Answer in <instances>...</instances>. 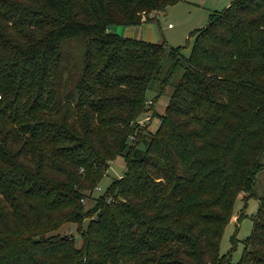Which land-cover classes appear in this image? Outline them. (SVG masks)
<instances>
[{
    "label": "trees",
    "instance_id": "obj_1",
    "mask_svg": "<svg viewBox=\"0 0 264 264\" xmlns=\"http://www.w3.org/2000/svg\"><path fill=\"white\" fill-rule=\"evenodd\" d=\"M177 1L0 0V48L16 51L0 52V264H230L222 233L264 170V0L210 14L187 57L108 32ZM178 67L155 115L149 84L164 90ZM147 112L154 132L137 123ZM118 156L123 175L94 197ZM258 205L236 264H264ZM83 220L78 249L52 234Z\"/></svg>",
    "mask_w": 264,
    "mask_h": 264
},
{
    "label": "rangeland",
    "instance_id": "obj_2",
    "mask_svg": "<svg viewBox=\"0 0 264 264\" xmlns=\"http://www.w3.org/2000/svg\"><path fill=\"white\" fill-rule=\"evenodd\" d=\"M234 0H179L172 5L166 6L161 11L150 10H136V15L143 19L153 18L148 23L139 25H112L108 27V32L116 34L124 39H130L133 41L150 43L155 45H164L172 49L180 48L181 56L187 57L192 52V48L195 43L196 34L207 26L209 16L213 12H221L225 8H228ZM66 15H69L71 19L88 20L86 16L77 15L78 10L73 8L72 4L65 3L62 5ZM90 15H94V11L90 5L83 6ZM32 9H38L39 6L34 5ZM119 8L113 7L110 12L114 15L118 14ZM109 12V15H110ZM77 15V16H76ZM19 29V28H18ZM23 33L27 32L20 29ZM3 35V34H2ZM9 35V34H8ZM8 45L13 49L18 47L19 40L14 35H10ZM35 36H33L34 38ZM3 51L0 48V52ZM5 51H3L4 53ZM5 57L14 55L16 51L5 52ZM5 62H9L6 60ZM170 66V62L164 58L162 61L163 73L159 79H163L167 69ZM182 74V69L178 67L172 75L169 84L164 90H160L159 82L152 81L149 84V89L146 91V100L151 102V109L154 110L155 115H163L165 107L169 102L173 92V85L178 82ZM160 90V91H159ZM149 106L146 104V108ZM139 121L138 125L141 128H145L151 132L156 131L159 125V119L157 116L153 117L152 112H147ZM126 169L125 161L121 156L116 157L110 162L108 169L105 171L100 184L97 185L94 190V197L101 195L109 184L117 178H120ZM251 195L242 194L239 195L233 204V217L229 223L225 226L220 241V255L227 256L230 264H236L242 256L241 241L245 240L251 233L253 228L252 216L258 212V200L264 197V170H260L254 179V185L251 190ZM110 200V198L108 199ZM83 210L88 211L94 206V201L83 200ZM89 220H83L81 223V229H78L76 224L64 225L53 235L58 234L59 239L67 241L68 246H72L74 249H78L81 245L79 233L82 227L85 228ZM79 230V231H78ZM235 238L237 245L233 249L232 238ZM64 264H70V260H62Z\"/></svg>",
    "mask_w": 264,
    "mask_h": 264
},
{
    "label": "built area",
    "instance_id": "obj_3",
    "mask_svg": "<svg viewBox=\"0 0 264 264\" xmlns=\"http://www.w3.org/2000/svg\"><path fill=\"white\" fill-rule=\"evenodd\" d=\"M147 104H150V102H148ZM142 119H143V118L139 119V121L142 120ZM137 123H139V122L137 121Z\"/></svg>",
    "mask_w": 264,
    "mask_h": 264
}]
</instances>
